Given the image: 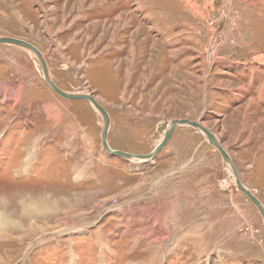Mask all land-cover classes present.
<instances>
[{"label":"rangeland","instance_id":"1","mask_svg":"<svg viewBox=\"0 0 264 264\" xmlns=\"http://www.w3.org/2000/svg\"><path fill=\"white\" fill-rule=\"evenodd\" d=\"M1 36L94 94L113 149L202 121L264 204V0H0ZM103 126L0 43V264H264V220L202 134L138 161L106 153Z\"/></svg>","mask_w":264,"mask_h":264},{"label":"water","instance_id":"2","mask_svg":"<svg viewBox=\"0 0 264 264\" xmlns=\"http://www.w3.org/2000/svg\"><path fill=\"white\" fill-rule=\"evenodd\" d=\"M0 43L10 44L16 47L24 48L25 50L31 52L33 55H35L40 62L44 79L47 82V84L50 86L52 90H54L59 96L69 99V100H87L89 103L97 110L103 117L104 120V126L101 134L102 139V147L104 151L112 156H120L127 159H134L138 161H149L151 159H154L158 153L165 147V145L170 140L171 136L173 135L175 129L178 126H187L191 129H195L197 132L202 134L205 139L216 148V150L219 151L221 154L224 164L228 163V166L232 169V172L234 173L233 176L236 178V187L237 189L243 191L248 199L253 203V205L257 208L259 213L261 214L263 220H264V204L260 200V198L248 187L246 186L242 180L240 179L239 173L236 170L234 163L232 161V158L228 151L224 148L222 143L218 140L216 135L208 128L206 127L202 121H195L190 120L188 118H179L174 119L170 122V124L167 126L164 137L162 141L150 152L147 154H134L122 150L113 149L108 142V132L110 127V115L106 108L100 104V102L95 98L94 94L91 93H76V92H69L62 88H60L52 79L50 68L48 65V62L42 53V51L35 46L34 44L15 37H9V36H1L0 37ZM156 133L155 135H157Z\"/></svg>","mask_w":264,"mask_h":264},{"label":"crops","instance_id":"3","mask_svg":"<svg viewBox=\"0 0 264 264\" xmlns=\"http://www.w3.org/2000/svg\"><path fill=\"white\" fill-rule=\"evenodd\" d=\"M39 49H40V48H39ZM175 137H178V136H177V128L175 129L173 135L171 136V138H170V140H169L168 142L171 143L172 141H174V140L176 139ZM165 146H166V145H165ZM184 159H185V157H184ZM188 159H189V158H188ZM188 159H185V160L183 161V163H184L185 161H187ZM161 162H162V161H161ZM157 165H160V162H159ZM179 183H181V182H179ZM168 191H170V189H169ZM183 191H184V190H181V189H179V190L177 191V193L179 194V195H178V198H180V195L183 194ZM171 192H172V194H175L176 191H171ZM209 197H210V196H209ZM209 197L207 198L208 200H209Z\"/></svg>","mask_w":264,"mask_h":264},{"label":"bare ground","instance_id":"4","mask_svg":"<svg viewBox=\"0 0 264 264\" xmlns=\"http://www.w3.org/2000/svg\"><path fill=\"white\" fill-rule=\"evenodd\" d=\"M140 29V28H139ZM20 48V47H19ZM24 49V48H23ZM118 54H119V52H118ZM261 61V60H260ZM255 73V72H254ZM125 78V77H124ZM252 80V79H251ZM264 98V97H263ZM101 104V103H100ZM162 141V140H161ZM158 145V144H157ZM156 145V146H157ZM226 167H227V170H228V173H229V177H230V179L233 181V183H234V185L236 186V178H235V176H233V172H232V169L228 166V163H226V165H225ZM234 166H235V164H234ZM235 168H236V166H235ZM236 170H237V168H236ZM238 171V170H237ZM228 175V174H227ZM171 229V228H170ZM174 229V228H173ZM150 262V261H149ZM153 262V261H152Z\"/></svg>","mask_w":264,"mask_h":264}]
</instances>
